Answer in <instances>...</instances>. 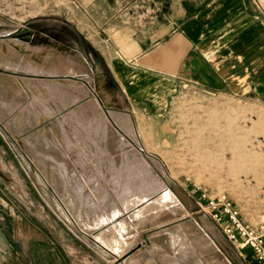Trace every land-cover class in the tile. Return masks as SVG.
<instances>
[{
  "label": "rangeland",
  "instance_id": "1",
  "mask_svg": "<svg viewBox=\"0 0 264 264\" xmlns=\"http://www.w3.org/2000/svg\"><path fill=\"white\" fill-rule=\"evenodd\" d=\"M86 41L47 0H0V264H256L200 204L226 194L259 222L264 116L257 109L254 139L207 126L178 159L124 100L105 106L107 69Z\"/></svg>",
  "mask_w": 264,
  "mask_h": 264
},
{
  "label": "crops",
  "instance_id": "2",
  "mask_svg": "<svg viewBox=\"0 0 264 264\" xmlns=\"http://www.w3.org/2000/svg\"><path fill=\"white\" fill-rule=\"evenodd\" d=\"M47 2L103 60L112 92L105 106L120 98L137 126H157L158 150L191 156L207 126H242L254 139L257 109L264 116V0Z\"/></svg>",
  "mask_w": 264,
  "mask_h": 264
},
{
  "label": "built area",
  "instance_id": "3",
  "mask_svg": "<svg viewBox=\"0 0 264 264\" xmlns=\"http://www.w3.org/2000/svg\"><path fill=\"white\" fill-rule=\"evenodd\" d=\"M200 207L215 221L230 242L250 247L258 264H264V214L257 224L249 223L240 208L226 194L207 198Z\"/></svg>",
  "mask_w": 264,
  "mask_h": 264
},
{
  "label": "bare ground",
  "instance_id": "4",
  "mask_svg": "<svg viewBox=\"0 0 264 264\" xmlns=\"http://www.w3.org/2000/svg\"><path fill=\"white\" fill-rule=\"evenodd\" d=\"M58 80V79H57ZM67 83H69V84H71V85H73V86H75V87H78L79 88V90L80 91H84V92H86V90H87V88L85 87V85H83L82 83L79 85V84H77L78 82H74V81H69V82H67ZM72 86V87H73ZM74 89H76V88H74ZM40 94V93H39ZM48 95V94H47ZM53 95H54V93H53ZM45 96V95H44ZM52 97V96H51ZM55 97H56V95H55ZM54 98V97H53ZM57 98V97H56ZM33 99H36L35 97L33 98ZM41 99V98H40ZM58 99V98H57ZM66 100H67V98H66ZM76 101V100H75ZM44 102V101H43ZM52 102V101H51ZM57 102V101H56ZM2 103V102H1ZM6 103V102H5ZM5 103H4V105H5ZM68 103V102H67ZM75 103V102H74ZM41 104V103H40ZM57 104H58V102H57ZM67 105V104H66ZM6 106V105H5ZM11 106V105H10ZM15 106V105H14ZM61 106V105H60ZM13 107V106H12ZM64 107V106H63ZM48 110V109H47ZM39 112V111H38ZM48 112V111H47ZM44 113V112H43ZM40 114V113H39ZM70 114V113H69ZM45 115V114H44ZM76 117V116H75ZM41 118V117H40ZM43 118V117H42ZM70 118H71V115H70ZM59 119V118H58ZM78 119V118H77ZM72 120V119H71ZM57 122V121H56ZM87 129V128H86ZM76 131V130H75ZM96 131H97V128H96ZM76 132H78V131H76ZM75 133V132H74ZM54 134V133H53ZM79 134V133H78ZM53 137H55V135H53ZM78 138V137H77ZM55 139V138H54ZM83 140V139H82ZM86 140V139H85ZM55 141V140H54ZM57 141V140H56ZM76 143V142H75ZM59 144V143H58ZM61 144V143H60ZM63 145H64V143H63ZM57 146V145H56ZM84 148V147H83ZM87 149H89V148H87ZM91 149V148H90ZM67 150V149H66ZM69 150V149H68ZM135 150V153H137V156L142 160L141 161V163L143 162L146 166L148 165V166H150V164L141 156V154L136 150V149H134ZM66 153V152H65ZM64 155V154H63ZM67 157H68V155L67 154H65ZM92 155V154H91ZM72 158V157H71ZM73 159V158H72ZM87 159V158H86ZM74 161V160H73ZM138 161V160H137ZM139 162V161H138ZM73 163V162H72ZM71 163V164H72ZM85 163V162H84ZM84 163H83V165H84ZM76 164V163H75ZM90 164V163H89ZM137 164V163H136ZM135 164V165H136ZM134 165V164H133ZM73 166H75V165H73ZM78 166V165H77ZM137 166H139L138 164H137ZM141 166H143V165H140V168H141ZM83 167V166H82ZM81 167V168H82ZM90 167H91V165H90ZM93 167V166H92ZM75 168V167H74ZM85 168V167H84ZM152 168V167H151ZM56 169V168H55ZM58 169V168H57ZM134 169H135V167H134ZM139 169V168H138ZM76 170H77V167H76ZM79 170H81V169H79ZM83 170V169H82ZM87 170V169H86ZM89 170V169H88ZM136 170V169H135ZM146 170V169H145ZM154 171V170H153ZM152 171V172H153ZM78 172V171H77ZM75 173V172H74ZM154 173V172H153ZM82 174V173H81ZM81 174H79V175H81ZM82 175H84V174H82ZM139 175H140V173H139ZM78 176V175H77ZM141 176V175H140ZM143 176H144V174H143ZM142 176V177H143ZM79 177V176H78ZM139 178V177H138ZM135 179H137V178H135ZM157 179H159V178H157ZM159 180H161V179H159ZM161 182H163L162 180H161ZM102 183V182H101ZM165 185V184H164ZM165 197L166 198H168V199H170L169 197H171V194L170 193H167L166 195H165ZM116 216V215H115Z\"/></svg>",
  "mask_w": 264,
  "mask_h": 264
},
{
  "label": "trees",
  "instance_id": "5",
  "mask_svg": "<svg viewBox=\"0 0 264 264\" xmlns=\"http://www.w3.org/2000/svg\"><path fill=\"white\" fill-rule=\"evenodd\" d=\"M78 33H79V32H78ZM79 34H81V33H79ZM86 43H88V45L91 46L89 42L86 41ZM91 48H92V46H91ZM92 50H93L94 52H96L93 48H92Z\"/></svg>",
  "mask_w": 264,
  "mask_h": 264
}]
</instances>
